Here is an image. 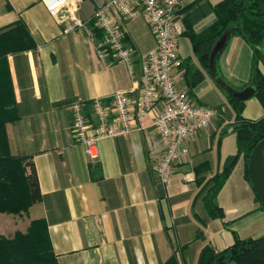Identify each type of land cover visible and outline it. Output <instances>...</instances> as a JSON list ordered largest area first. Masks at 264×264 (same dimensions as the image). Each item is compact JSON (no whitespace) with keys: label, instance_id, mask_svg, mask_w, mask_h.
Instances as JSON below:
<instances>
[{"label":"crops","instance_id":"1","mask_svg":"<svg viewBox=\"0 0 264 264\" xmlns=\"http://www.w3.org/2000/svg\"><path fill=\"white\" fill-rule=\"evenodd\" d=\"M219 1L202 0L201 10L196 9L197 0H180L177 17L183 33L176 39L179 65L171 73L193 103L216 108L226 124L234 119L233 106L202 69L184 34L185 18L196 33L212 24L215 15L204 5ZM104 2L78 0L76 15L84 25L65 32L63 10L52 15L42 0H0V29L20 22L35 45L0 58V119L7 141L0 152L29 157L39 190L25 225L31 219L44 220L57 264H197L206 243L218 251L231 245L235 236L264 234V208L245 176L243 152L213 199L221 215L219 209L211 215L206 207L208 181L237 153L235 134L220 137L216 120L191 137L166 184L155 170L166 140L152 126L163 108L161 99L145 115L133 118L129 132L101 139L96 160L87 158L73 137L70 106L80 101L92 117V99L108 103L122 90L136 111L137 54L155 46L154 33L139 13L124 21L132 69L110 52L109 64L103 63L95 49L102 30L94 12ZM251 56L246 41L230 37L215 62L218 76L237 89L247 86ZM187 59L203 74L189 91L181 66ZM259 68L264 76L262 63ZM241 115L261 118L264 107L253 95L243 101ZM15 222L13 216L0 213V232Z\"/></svg>","mask_w":264,"mask_h":264},{"label":"trees","instance_id":"2","mask_svg":"<svg viewBox=\"0 0 264 264\" xmlns=\"http://www.w3.org/2000/svg\"><path fill=\"white\" fill-rule=\"evenodd\" d=\"M200 1L202 0H197L195 4H199ZM204 7L208 12L214 13L213 23L203 32L196 33L191 21L185 18L186 29L184 31L200 66L210 76L209 53L224 30H229L227 41L232 36L241 37L252 50L248 85H254V96L264 107V76L259 68L260 63L264 65V0H221L214 5H204ZM196 9L203 10L202 5L199 4ZM207 11L201 13L204 14ZM188 15L190 13L186 17ZM34 46L33 40L22 23L16 22L13 26L10 24L0 29V58H4L8 51H23ZM220 53L221 51L216 59ZM181 66L184 68L183 77L189 91L203 78V74L191 65L189 59L185 60ZM215 74L219 75L216 64ZM224 93L233 106L234 119L230 123L223 124L220 115L216 123L220 127V137L227 132L235 134L237 153L228 157L226 164L212 176L206 185L208 188L204 198L211 215H215V209H219L218 215L222 213L213 199L227 178L238 153H244L245 176L249 180L247 171L249 154L254 145L264 136V116L254 120L244 118L241 115L244 100L236 99L226 91ZM6 143L4 121L0 119V147L5 146ZM197 183L200 184L201 180H197ZM255 196L264 208V203L256 192ZM38 199L37 179L29 157L0 152V212H27L28 208ZM198 236L200 235L197 232ZM216 260L218 264H231L232 262L235 264H264V234L254 238L235 236L231 245L218 251L206 243L200 250L197 264H212ZM0 264H57L43 219L31 220L25 232L16 231L10 238L0 234Z\"/></svg>","mask_w":264,"mask_h":264},{"label":"built area","instance_id":"3","mask_svg":"<svg viewBox=\"0 0 264 264\" xmlns=\"http://www.w3.org/2000/svg\"><path fill=\"white\" fill-rule=\"evenodd\" d=\"M42 1L52 15L63 10L60 21H68L65 32L84 25L76 15L78 0ZM179 5L180 0H105L94 12L98 28L102 30L95 49L103 63L109 64L107 54L110 52L132 69L133 51L125 41V20L142 13L155 36V46L137 54L140 84L137 108L132 110L131 99L122 90L116 91L108 103L100 98L92 99V117L87 115L82 102L70 106L73 137L83 147L87 158L96 160L101 139L129 132L133 118L145 115L155 101L161 99L163 108L154 117L152 126L166 140L155 169L163 184L168 182L175 160L187 153L191 137L220 116L216 108L193 103L188 93L177 87L171 73L179 65L176 39L183 33L177 17Z\"/></svg>","mask_w":264,"mask_h":264},{"label":"water","instance_id":"4","mask_svg":"<svg viewBox=\"0 0 264 264\" xmlns=\"http://www.w3.org/2000/svg\"><path fill=\"white\" fill-rule=\"evenodd\" d=\"M229 37V30L226 29L216 40L209 53L208 70L214 83L226 91L228 94L239 100H245L254 95L255 87L249 84L241 89L233 87L221 76L215 74V60L217 54L222 51ZM247 171L251 186L264 203V136L252 148L248 162ZM212 264H218L214 261Z\"/></svg>","mask_w":264,"mask_h":264},{"label":"rangeland","instance_id":"5","mask_svg":"<svg viewBox=\"0 0 264 264\" xmlns=\"http://www.w3.org/2000/svg\"><path fill=\"white\" fill-rule=\"evenodd\" d=\"M28 209H29V208H28ZM27 212H28V210H27ZM27 212L6 213V214H9V215L13 216L14 220H16V222H15V226L9 224V226H8L7 230L5 231V233H1V232H0V234L3 235V236H5V237L10 238V237H12V236L14 235V233H15L16 231L25 232L26 229H27V227H28L29 224H30V221L33 220V219H31V220L29 221V223L25 225L24 220H25V215L27 214ZM0 213H5V212H0ZM19 216H20V217L23 216L24 218H23V217L20 218ZM6 226H7V224H6ZM8 229H9V230H8Z\"/></svg>","mask_w":264,"mask_h":264}]
</instances>
